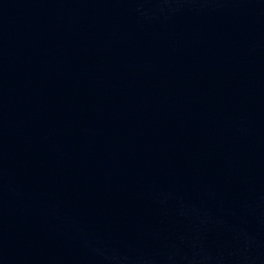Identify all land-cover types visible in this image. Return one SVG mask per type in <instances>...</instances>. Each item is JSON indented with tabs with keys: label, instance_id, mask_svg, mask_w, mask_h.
Instances as JSON below:
<instances>
[{
	"label": "water",
	"instance_id": "1",
	"mask_svg": "<svg viewBox=\"0 0 264 264\" xmlns=\"http://www.w3.org/2000/svg\"><path fill=\"white\" fill-rule=\"evenodd\" d=\"M0 264H264V0H0Z\"/></svg>",
	"mask_w": 264,
	"mask_h": 264
}]
</instances>
